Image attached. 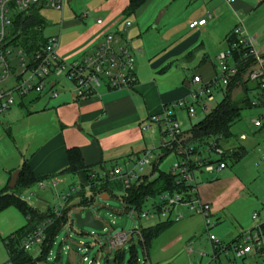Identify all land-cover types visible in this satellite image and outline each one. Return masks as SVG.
Here are the masks:
<instances>
[{
    "label": "crops",
    "instance_id": "1",
    "mask_svg": "<svg viewBox=\"0 0 264 264\" xmlns=\"http://www.w3.org/2000/svg\"><path fill=\"white\" fill-rule=\"evenodd\" d=\"M257 2L263 5L260 0H151L133 14L129 10V0H96L95 5L90 8L91 11L88 10V17L81 18L82 20L71 18L65 30L76 32L74 39L61 51L64 58H80L83 51L90 55L102 43L106 33H120L133 54L138 82L135 87L123 90H112L105 86L91 98L80 100L72 85L67 88L60 87V78L56 80L55 86L58 96L51 98L47 93L49 100L41 107L36 104V108L30 109L25 102L27 98L24 99L19 106L26 110L25 114L14 116L16 119L13 123L7 125L4 132H0V191L9 188L14 172L22 171L26 163L36 177L57 176L69 167L68 153L75 148L81 151L84 165L92 168L91 173L96 170L109 171L114 165L124 164L130 158L141 156L148 150L154 151L159 159L163 155L162 148L169 143L162 136L166 135V132H163L160 125L152 123V119L161 116L166 107L188 100L195 76H201L204 82L212 81L217 76L219 55L228 49L229 39L237 27L241 23L244 24L243 18L249 19ZM162 12L163 15L157 24ZM99 18L103 20L101 25L97 23ZM203 19L207 20L206 25L190 29L192 22ZM248 35L251 37L249 33ZM251 38L256 40L259 36L254 33ZM223 42L228 45L226 49L222 48ZM256 48L262 50L263 45L257 43ZM198 62L199 65L190 78V69ZM43 95H33L32 100L28 101L29 106L34 107ZM254 129L264 132V128ZM257 134L247 136L245 142L250 138L254 140ZM263 152L264 149L259 151L258 166L264 165ZM247 153L249 152L246 151L243 158ZM253 157L257 158L255 155ZM228 167L227 162L225 169L208 174L229 175ZM249 167L254 170L253 165ZM204 173L201 171V174ZM76 175L82 177L83 184L89 188L87 175L83 171ZM69 176L71 175L60 176L56 181ZM143 176H149L153 181L158 177V173L152 170L149 175ZM217 180L209 184L201 183L200 186L196 183L198 195L201 193L205 202L213 203L215 194L220 192L223 182L216 183ZM238 186L236 199L240 200L243 190L247 187L241 182H238ZM231 200L232 197L228 203ZM234 204L236 203L228 204L223 213L213 204L218 227L215 232L226 239L225 244L241 241L247 232L250 219L254 227L247 229L248 231L264 226V217L260 220V213L256 220L253 219L256 212L245 220L238 210H233ZM260 205L264 206L257 199L255 206ZM177 209L172 212L170 221L174 218V213L177 216L183 215L182 219L175 221H185L184 231H190L193 235L205 232L202 223L205 220L201 215L193 214L184 207L179 208V211ZM16 211L18 210L15 208H9L0 213V236L9 234L7 222L10 224L18 221ZM197 217H200L202 222L195 225L193 223ZM27 226L28 223L23 225V228ZM167 233L169 234L166 243L161 250L165 255L173 253L172 261L187 254L188 264H192L194 254L201 259L208 256L205 253L198 254L193 247H190L194 251L192 254L188 252L190 248L180 249L175 254L178 245L186 240L185 236L181 230L174 228ZM208 243L211 244L210 240ZM197 245L200 250L201 244ZM4 254L0 246V258ZM252 259L256 264H262L259 255L254 254ZM145 260L152 264L150 252Z\"/></svg>",
    "mask_w": 264,
    "mask_h": 264
},
{
    "label": "built area",
    "instance_id": "2",
    "mask_svg": "<svg viewBox=\"0 0 264 264\" xmlns=\"http://www.w3.org/2000/svg\"><path fill=\"white\" fill-rule=\"evenodd\" d=\"M69 0H0V114L14 108L17 105L33 95H42L49 93L51 98H56L58 92L55 90L57 79L63 76L71 80L76 86L77 96L80 100H86L96 95L102 87H109L112 90L130 89L136 86L138 78L135 73V60L128 44L121 43L120 33L108 32L105 34L102 43L90 55H86L80 60L71 64H67L63 59L59 58L58 50L60 48V36L47 40L46 44L34 54L28 55L25 50H20L18 59L13 56V46L10 44L11 28L16 17L27 12L33 7L42 9H54L64 11ZM232 2L233 0H227ZM90 15L87 11L82 15L86 18ZM98 24H103L101 18L97 19ZM207 20L194 21L190 24V29L203 27ZM238 42L229 45L225 52L218 57V74L209 82H204L201 76H195L193 83L197 86V90L192 91L189 99L193 101L189 105L188 100H182L171 107H166L161 116L152 119V123L163 127L166 134L174 137V140L182 134L179 123L176 120L175 108H187L189 115L194 117L196 114V105L205 108L203 98L213 99V88L222 84L228 86L232 79L239 75V67L234 62V53L239 50L240 46L249 49L243 58L247 60L253 59L251 65L246 69L244 75L245 80L250 83L253 89L249 93L252 108H264V55L256 48L255 39L251 38L246 32L243 23L234 31ZM25 57V58H24ZM15 80L14 86L7 84L11 79ZM55 82V83H54ZM253 126L256 129L264 128V114L253 120ZM245 134L240 136L241 141H245ZM208 154L216 153L220 156V160L215 162L208 159H202L201 155H180L182 161L177 162L170 170V175L178 178V183L184 182L190 191L188 194H165L161 197L164 204L162 216L169 218L172 212L179 207L189 209L193 214L201 215L206 222V230L209 233L213 227L211 210L208 204L204 203L198 195L195 174L192 165H197L200 170L207 173H213L227 167V162L222 159L226 156V148L213 145L205 150ZM187 152V151H185ZM183 154V153H181ZM156 155L154 151L148 150L141 156L130 158L123 165H116L109 171L96 170L91 173V178H101L102 180H110L111 182H122L127 190L132 183L143 175L146 168L152 166ZM262 161H264V152L262 153ZM214 162V163H213ZM130 166H133L131 169ZM199 170V171H200ZM56 187L58 182L56 179H50L47 182L40 183L41 188H46L47 184ZM71 194L60 197V207L55 208L56 214L67 207ZM153 216L150 213L142 212V218L148 220ZM183 215L176 217L179 221ZM258 219V214L253 216ZM52 220L42 222L24 241L23 248L31 251L34 246L40 247L43 243L46 230L51 226ZM134 234H138L140 238L141 230L137 227L130 233L122 232L111 238V249L122 251L127 244L134 241ZM71 237V236H70ZM209 240L213 247V259H218L221 253L229 254L232 250L236 258L244 259L249 255H259L264 264V226H259L254 230L247 231L241 241L233 244H225L217 239L214 235L209 236ZM80 246H85L82 242ZM67 251L69 247L64 248ZM190 254L194 253L193 249H189ZM205 255V254H202ZM102 258L105 255L102 254ZM88 264H101L97 260H90L88 257L83 258ZM139 264H149L147 260L138 259Z\"/></svg>",
    "mask_w": 264,
    "mask_h": 264
},
{
    "label": "rangeland",
    "instance_id": "3",
    "mask_svg": "<svg viewBox=\"0 0 264 264\" xmlns=\"http://www.w3.org/2000/svg\"><path fill=\"white\" fill-rule=\"evenodd\" d=\"M260 1L263 5L257 2L255 5V10L253 11L249 19L243 18L244 20L242 21L245 24L246 32L248 31L247 33H249L251 37L254 36V33L258 34L259 38L255 40V43L257 42L263 45L262 50L260 48L257 49L261 54L264 55V0ZM95 3L96 0H72L68 1L63 12L54 9H42L40 11V16L44 21V29L42 33L43 39L48 40L50 38L60 36V48L58 50V56L67 64H71L77 60H80L88 53L83 51L82 56L77 59L63 57L61 53L62 49L69 43L71 39H74V33L76 32V30L67 32V30H65V26L70 22L71 18H78L79 20H82V15L88 10L91 11L90 8L95 5ZM121 39V43H124V37L121 36ZM11 45L13 46V56L15 57V60H20L18 59V53L20 50H24L23 46L18 44L16 46L13 44ZM227 46V43L223 42L222 48L226 49ZM198 65L199 62L190 69V78L197 69ZM59 82L60 87L63 86L67 88L72 85L76 90V86L74 85V83L65 76H63L59 80ZM14 84L15 80L12 78L7 85L14 86ZM195 90H197L196 85L193 86L191 91ZM225 93L226 86L219 84L218 86L214 87L213 99L209 100L207 97H204L203 103L206 107L203 108L202 106L196 105V114L194 117H191L189 115L187 108H176V111L174 113L176 115V120L179 123L181 132H190L195 125L200 123L205 118L206 114L210 113L223 100V98L225 97ZM43 94L44 95L42 96V99L38 103H35L34 107H31L32 105L29 106V102L34 96H30L29 98H27L25 102L28 107L30 109H34L36 108V104L37 107H41V105L46 103L49 100L48 97H46L47 92ZM241 96L242 95L240 94V91H236L234 93L235 100H239ZM188 101L189 105L193 103L191 99H188ZM25 112L26 110L24 108L17 105L14 108L0 114V132H4L8 127L7 125L13 123L14 119H16L13 118L14 116L17 115L18 117L20 116V114L23 116ZM262 114H264V108L244 109L242 112L241 120L233 127L235 138L232 140L230 144L231 146L229 147L228 144H223L224 148H230L232 149V151L238 150L239 148H246V151L249 152L247 153L248 155L245 158H241L238 161H234L231 159L227 161L229 164V167L227 169L229 175L218 176V174H208L207 172L201 174V170L197 171L195 174L197 179L196 183L198 184V186H200L201 183L205 182L209 184V182L215 181L216 179H218L216 183L223 182L220 188V192L216 193L214 196L213 203L205 202L201 193L199 195L201 200L208 204V206L210 207L212 215L211 219L213 224L212 229L208 233L206 230V222H202L200 217H197V220L193 224L198 225L199 222H202L205 232L196 235L190 234V231L186 232L183 230L185 228V221H175V217L177 216V214L174 213V218L172 219L173 224L152 242L149 251L152 264H163L168 261L174 262L173 264L189 263L187 254L186 256L184 255V257L181 256L177 258V261H172L171 259L174 257L173 253L165 255L161 250L164 243H166V237L169 234L167 232H169L172 228H174V230H181L186 239L182 244L178 245V249L175 254H177L180 249L193 247L198 251V254L205 253L206 255H208L207 257L201 259V257L194 254L191 260L192 264H256V261L252 259L253 255L246 259H237L232 250L228 252L229 254L221 253L218 259H213V247L210 243H208V240L210 235H214L217 239L223 242L226 241V239L221 238L215 232V229L218 227L216 226L217 219L215 218L216 214H214L213 204L218 206L221 213H223V209L228 204L234 202L236 204H234L233 210H238V212L241 213L243 219L245 220L249 219V217H252V214L255 212L257 214L260 213V220L264 217V206H255V202L257 199H259L260 202L264 204V165L258 166L259 151L264 149V132H257L253 127V120ZM162 129L163 132H166L163 127ZM256 133L258 134L256 135L257 137L254 138V140L251 138L246 142L240 140V136L243 134L250 137ZM162 136L167 141V143H172L174 141V137L169 134ZM254 155L257 156L256 159L253 157ZM201 156L202 159L209 158L211 161H214V165H217L218 163L216 162L221 159L220 156L216 153L208 154L205 151L202 152ZM155 159H157V157ZM180 161H182V158L180 156H178L176 153H170L165 156L164 159H162L159 163V170L170 173L171 168ZM252 165L254 166V170L249 167ZM1 166L2 165L0 163V167ZM130 168L132 169L133 166H130ZM152 170V166L146 168L143 175H149ZM1 172L2 171H0V176L2 175ZM7 178H9V172L7 173ZM238 182L244 183V185L247 187L243 190L244 193L242 199L240 200L236 199V195L239 190ZM82 185H84L82 177L75 175L74 177L69 176L62 180H59L56 187L49 185V183L47 184L46 188H41L40 185H37L24 193V198L27 200L29 205L42 213H48L50 210L55 211V208L60 207V197L66 196L68 194H71L70 200L74 204L80 201V199L78 198V195L80 193H84L86 197H88L89 201L93 200V202L90 203L86 209H77L72 214V218L61 229L51 250L49 262H47V264H88L87 262L83 261L84 257H88L90 260H97L101 264H117L116 254H118V250L111 249L110 246L112 237L116 236L119 233H122L123 231L130 234L136 227L141 230L142 228L147 229L156 227L157 225L166 222V220L161 217V215H159L156 209L153 207V202L157 201L159 203L161 202V198H158L155 201L149 200V202L146 203L143 212L150 213V215L153 216L152 218L146 220L142 218V214L136 211H126L127 203L125 200H123L124 191L122 188H118L117 185H115L116 189L107 200L102 199V196L99 193L92 191L85 185L82 188ZM97 190H101V187ZM211 194L213 196L214 192L212 191ZM231 197L232 200L230 201V203H228ZM179 208L177 209V211L181 210ZM16 212L18 214V221L16 220L10 224L7 222V226H9L7 230H9L10 232H8L9 234L0 236V246L5 253L3 257L1 256L0 258V264H6L9 259L7 250L4 245V237H7L9 235L12 236V234L14 235L22 231L24 229L23 225L27 224L26 219L18 211ZM78 212H81L83 216H85L87 212H93L95 218L103 222L104 228L93 229L89 227H78L74 220V215ZM224 215L223 217H225ZM249 221L250 223L248 224V230L249 228L254 227V225H252L251 223V219ZM247 229L246 231H248ZM133 238L134 241H131L125 247V256L121 260V262H118L119 264H132L131 261L134 262L136 258L142 261H145V259L147 258L148 253L146 252V248L144 247V245L140 244V237L138 236V234H134ZM82 242L85 244V246H80ZM199 243L201 244L200 250H198L197 245ZM132 244L136 245V252L130 251ZM66 247H69L70 250L67 251L66 249H64ZM39 250V247L34 246L31 249V254L37 256L39 254ZM102 254L105 255V258H102ZM260 260L261 259L259 258V261ZM170 262H168V264Z\"/></svg>",
    "mask_w": 264,
    "mask_h": 264
},
{
    "label": "trees",
    "instance_id": "4",
    "mask_svg": "<svg viewBox=\"0 0 264 264\" xmlns=\"http://www.w3.org/2000/svg\"><path fill=\"white\" fill-rule=\"evenodd\" d=\"M151 0H129V10L135 14L146 6ZM41 8L33 7L27 12L20 13L11 28L12 35L10 44L21 45L28 55L39 51L47 42L43 39L42 33L44 29V21L40 16ZM238 42L236 36L229 39V45ZM249 49L240 46L239 50L234 53V62L239 67V75L231 80L230 84L226 86V93L223 100L208 114L205 118L195 125L190 132L182 133L176 140L169 143L162 148V156L155 159L152 163L154 173H158V177L151 181L149 176H140L135 180L129 189H125L122 182H111L110 180H102L101 178L92 179L91 169L86 167L83 162L81 151L77 148L69 150V167L63 170L57 176L36 177L31 168L26 163L22 168L17 186L14 190L6 188L0 191V213L9 209L15 208L26 218L28 226L22 231L4 239V244L7 249L9 259L6 264H47L51 250L55 241L66 223L72 218V214L77 209H86L87 206L93 202L89 201L84 193H80L78 198L80 201L72 203L68 201L67 207L56 214L53 210L48 213H42L39 210L29 205L24 198V193L42 182H47L50 179H56L63 175L75 176L78 172L83 171L89 181V188L96 193L103 195H112L116 189H123V200L126 201V211H136L142 214L144 207L149 200H156L165 194H188L189 187L184 182L178 183V178L171 176L167 172L159 170V163L165 156L170 153H176L178 156L185 155H201L207 147H212L214 144L223 147V144H228L230 147L232 140L235 138L233 127L241 120L244 109H252L249 93L253 89L248 81L245 80V71L253 62V59L247 60L243 58ZM240 91L242 95L239 100H235L234 93ZM187 151V152H185ZM227 154L222 159L227 162L229 159L238 161L244 157L246 150L239 148L232 151L226 149ZM183 153V154H181ZM214 163V162H213ZM117 165V164H116ZM114 165L112 168H114ZM111 168V169H112ZM104 169V168H103ZM193 171H199L200 167L192 165ZM101 187V190H97ZM71 199V198H70ZM154 208L159 215L164 209L163 203L153 202ZM52 220L51 226L46 230V236L43 243L40 245L39 254L34 256L31 251H26L23 248V243L26 241L31 233L46 220ZM173 224L170 217L165 223L159 224L156 227L142 228L140 244L144 245L146 252L152 245V242L166 229ZM131 252H136L135 244H132ZM125 256V251H118L116 254V261L121 262ZM132 264H139L138 258Z\"/></svg>",
    "mask_w": 264,
    "mask_h": 264
},
{
    "label": "water",
    "instance_id": "5",
    "mask_svg": "<svg viewBox=\"0 0 264 264\" xmlns=\"http://www.w3.org/2000/svg\"><path fill=\"white\" fill-rule=\"evenodd\" d=\"M69 1H72V0H69ZM162 15H163V12L160 14L157 20V24L160 21ZM20 174H21V171L18 170L14 172V174L12 175V179L9 184V188L11 190H14L16 188ZM102 199L107 200L109 199V196L103 195ZM74 220L78 227H89L93 229H103L104 228L103 222L99 219H96L93 212H87L85 216H83L81 212H78L74 215Z\"/></svg>",
    "mask_w": 264,
    "mask_h": 264
}]
</instances>
